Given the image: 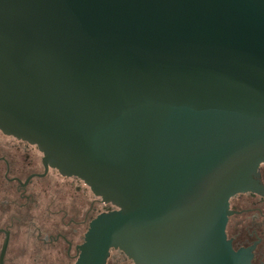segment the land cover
<instances>
[{
	"label": "water",
	"instance_id": "water-1",
	"mask_svg": "<svg viewBox=\"0 0 264 264\" xmlns=\"http://www.w3.org/2000/svg\"><path fill=\"white\" fill-rule=\"evenodd\" d=\"M0 130L117 208L75 264H248L226 225L264 164V0H0Z\"/></svg>",
	"mask_w": 264,
	"mask_h": 264
},
{
	"label": "flooded vegetation",
	"instance_id": "flooded-vegetation-1",
	"mask_svg": "<svg viewBox=\"0 0 264 264\" xmlns=\"http://www.w3.org/2000/svg\"><path fill=\"white\" fill-rule=\"evenodd\" d=\"M256 190L229 200L226 236L248 264H264V164ZM117 209L80 178L46 166L36 145L0 130V258L3 264H75L90 223ZM107 264H136L112 249Z\"/></svg>",
	"mask_w": 264,
	"mask_h": 264
}]
</instances>
